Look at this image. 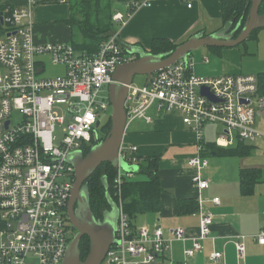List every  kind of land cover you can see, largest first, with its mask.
<instances>
[{"label":"built area","instance_id":"built-area-1","mask_svg":"<svg viewBox=\"0 0 264 264\" xmlns=\"http://www.w3.org/2000/svg\"><path fill=\"white\" fill-rule=\"evenodd\" d=\"M22 1L5 6L0 13V264H63L75 236L67 213L75 169L68 159L96 145V125L102 123L103 114L112 111L109 88L113 75L119 65L137 56L129 53L117 32L96 53L82 52L70 42H37L33 8L67 0ZM150 1L130 2L127 15L115 14L113 22L124 26L134 11ZM49 61L62 67L63 74L42 77ZM203 89L215 100L204 95ZM258 91L255 75L198 77L190 57L146 78L143 87H129L127 127L139 119L152 123V109L180 116L196 133L198 153L189 166L200 172L209 167L202 157L207 125L224 128L215 143L219 148H229L236 140L264 138L256 128L257 116L264 113V96ZM119 160L137 167V148L122 145ZM135 176L120 165L113 182V200L119 208L117 242L102 264H174L169 254L174 243L187 241L184 229L166 234L160 226L133 227L124 212L122 184ZM193 184L204 191L210 183L197 175ZM213 203L219 205L220 199ZM212 225L213 215L203 214L199 237L184 249L186 258L202 251L201 240H214ZM243 239L235 242L239 260L246 255ZM254 239L264 246V227ZM210 258L217 263L223 254L214 252Z\"/></svg>","mask_w":264,"mask_h":264},{"label":"crops","instance_id":"crops-1","mask_svg":"<svg viewBox=\"0 0 264 264\" xmlns=\"http://www.w3.org/2000/svg\"><path fill=\"white\" fill-rule=\"evenodd\" d=\"M133 1L146 0H112L114 15L121 13L126 16L127 5ZM18 4H23V1L0 0V13L7 5ZM222 4L223 0H152L147 6L134 11L124 26L115 24V31L123 45L147 52L151 49L152 41L158 38L183 44L194 35L205 33L209 36L221 31L224 25ZM67 6L68 13L62 11L63 6L58 5L41 4L33 8V33L37 42H70V28L66 24L70 16L69 3ZM58 24L68 28V36ZM53 26L61 27L57 30L59 34L49 36L47 30ZM206 50L200 48L195 56H190L198 77L256 76L264 73V29L255 31L238 47ZM149 116L152 123L139 119L127 127L123 145L136 147L140 158L160 157L159 176L165 193L161 197V210L138 216L139 222L134 221V225L150 228L160 226L166 234L172 229L183 228L187 241L174 243L169 254L174 264H264V246L257 244L254 239L264 227V138L244 143L254 147L249 156L226 157L214 152L204 157L207 161L209 156L216 159L212 163L208 161L209 167L199 172L189 166V160L198 153L196 133L185 126L178 115L157 113L152 109ZM258 119H264V113L256 118V128L264 133ZM238 141L241 140H236L231 147H236ZM211 143L204 130V150ZM248 168L260 170L261 175L253 192L244 194L240 173ZM197 175L209 181L208 189L200 191L193 184V178ZM134 179L141 180L143 176H135ZM216 198L220 199L219 205L213 203ZM175 199H195L199 209L192 214L178 216L175 213ZM206 213L213 215L211 236L214 240H201L202 251L192 258H186L184 249L191 247L190 240L199 237L201 218ZM240 237H244L246 247L243 260L238 259L235 246ZM214 252H221L223 259L213 262L210 256Z\"/></svg>","mask_w":264,"mask_h":264},{"label":"water","instance_id":"water-1","mask_svg":"<svg viewBox=\"0 0 264 264\" xmlns=\"http://www.w3.org/2000/svg\"><path fill=\"white\" fill-rule=\"evenodd\" d=\"M262 3L263 0H251L246 22L237 37L235 34L240 29L241 23L234 29L232 25H229L209 36H206L205 33L194 35L167 54L154 55L137 47L125 46L130 54L137 56V59L119 65L113 75L114 83L109 88L112 108V125L109 135L104 141L96 144L87 156L77 153L68 159L75 169V182L67 213L77 234L67 249L63 264H102L110 248L117 242L119 208L111 196L108 184L106 185V196L111 210L106 213L104 220L98 221L92 213L85 183L104 163L113 164L117 170L121 165L125 172L135 173L136 166L130 167L127 163L119 160L127 129L125 103L129 87L133 84L135 76H146L149 79L158 71L173 66L177 62L187 61L191 54L200 48H235L242 45L254 31L264 29V14H260ZM0 22L3 24L2 14H0ZM202 93L213 99L207 89H203ZM100 125L99 121L96 125L97 130ZM85 236L90 239V253L87 259L82 261L79 247Z\"/></svg>","mask_w":264,"mask_h":264},{"label":"trees","instance_id":"trees-1","mask_svg":"<svg viewBox=\"0 0 264 264\" xmlns=\"http://www.w3.org/2000/svg\"><path fill=\"white\" fill-rule=\"evenodd\" d=\"M68 3L70 16L66 20V24L70 28V43L82 52L96 53L101 43L111 33L116 32L115 23L113 22L112 0H69ZM42 4L46 5L45 2ZM250 6L251 0H223V28L232 25L234 29L241 23L240 29L235 34V37H237L246 22ZM260 14H264V0ZM179 45L169 39L158 38L152 41L149 52L154 55L167 54L174 51ZM212 49L218 50L220 48ZM256 76L259 86L258 93L260 96H264V73ZM111 125V116H109L104 124L102 122L103 134L99 142L104 141L109 135ZM244 143L238 141L236 147L229 148H219L215 143L208 144L205 146L203 157L214 152L219 156L226 157L249 156L252 154L254 147L244 145ZM90 151L91 149L86 151L84 155L87 156ZM160 161V157H139L138 171L134 174L143 176V179H124L121 195L123 207L133 227H135L134 221L138 216L158 213L161 210V197L165 193V189L159 176ZM117 174L118 170L113 164L104 163L85 183L92 213L98 221L104 220L106 213L111 210L106 196V185L108 184L111 196L114 198L113 182ZM260 175L261 171L258 169L241 170L242 193H252L255 184L260 179ZM198 209V201L195 199H175V213L178 216L192 214L197 212ZM79 248L82 261H85L90 253V239L86 236L83 237Z\"/></svg>","mask_w":264,"mask_h":264},{"label":"rangeland","instance_id":"rangeland-1","mask_svg":"<svg viewBox=\"0 0 264 264\" xmlns=\"http://www.w3.org/2000/svg\"><path fill=\"white\" fill-rule=\"evenodd\" d=\"M51 5L63 6L61 8L62 11H66L68 13V6H67L68 3H67V5H64V4H47L45 6H51ZM58 25H60V26L63 27L65 35L68 36L69 35L68 28L65 25H63V24H58ZM59 28H61V27H59V26H57V27L55 26L54 27L53 26L52 29H50L49 31L47 30V34L49 36H56L57 34H59V32H58L60 30ZM206 49L207 48H201L202 51H207ZM196 51H194L191 55L195 56L196 55ZM62 74H63V68L62 67H55L49 61L48 64H47V71H46V73L44 75H42V77H44V78H54V77L60 76ZM145 83H146V76H139V75L138 76H135L134 81H133V84L135 86L143 87L145 85ZM111 114H112V111H110L107 114H103L102 115L101 121L103 122V124H104V122H106L107 118L109 116H111ZM258 124L264 128V119H258ZM223 129L224 128L220 124H210V125L206 126V128L204 129L205 130L206 138H208L209 140H212L213 143H216V140L220 136V133L223 132ZM59 135L60 136L62 135L61 130H59ZM256 156H258V155H256ZM256 156H254V157H256ZM214 159H216V158L209 156L208 161L210 163H212V161ZM130 167H135V165L134 166L133 165H130ZM137 171L138 170H135L134 169V172H137ZM204 176H205V178H207L205 172H204ZM136 177L142 178L141 175H137V174H136ZM136 222H137V218L135 219V223Z\"/></svg>","mask_w":264,"mask_h":264},{"label":"flooded vegetation","instance_id":"flooded-vegetation-1","mask_svg":"<svg viewBox=\"0 0 264 264\" xmlns=\"http://www.w3.org/2000/svg\"><path fill=\"white\" fill-rule=\"evenodd\" d=\"M102 134H103V131H102V123H101L100 128L97 130L98 139L96 140V142H99L98 140L102 138ZM74 234L75 235L77 234L76 230H74Z\"/></svg>","mask_w":264,"mask_h":264}]
</instances>
